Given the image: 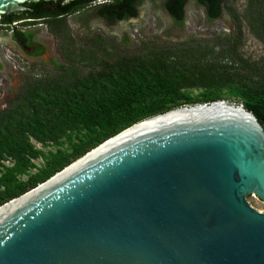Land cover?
<instances>
[{
  "label": "water",
  "instance_id": "1",
  "mask_svg": "<svg viewBox=\"0 0 264 264\" xmlns=\"http://www.w3.org/2000/svg\"><path fill=\"white\" fill-rule=\"evenodd\" d=\"M250 195L264 201V127L241 102L183 104L2 203L0 264H264Z\"/></svg>",
  "mask_w": 264,
  "mask_h": 264
},
{
  "label": "trees",
  "instance_id": "2",
  "mask_svg": "<svg viewBox=\"0 0 264 264\" xmlns=\"http://www.w3.org/2000/svg\"><path fill=\"white\" fill-rule=\"evenodd\" d=\"M139 1L30 0L25 4L30 8L27 15L46 17L51 32L69 44L68 14L92 5L111 21L125 19L136 15ZM188 1L162 0L178 24L183 22ZM193 1L210 20L227 8L232 31L170 45L146 44L131 51L105 46L102 36L95 34L98 51L86 52L82 46L79 57L64 56L66 74L33 80L0 111V205L133 123L183 104L219 99L241 102L264 127V0H245L240 15L228 0ZM244 27L263 47V54L253 60L236 54ZM193 89L199 90L193 93Z\"/></svg>",
  "mask_w": 264,
  "mask_h": 264
},
{
  "label": "rangeland",
  "instance_id": "3",
  "mask_svg": "<svg viewBox=\"0 0 264 264\" xmlns=\"http://www.w3.org/2000/svg\"><path fill=\"white\" fill-rule=\"evenodd\" d=\"M244 3L245 0H228V5L234 9L237 15L242 13ZM138 8V18L126 20L122 23L109 24L98 18L95 11L96 8L92 5L84 7L80 10L79 14L73 13L66 16L68 33L72 37L74 47L85 46L84 41L92 38L93 33H100L105 40V46L107 44L109 46L114 44L119 49H125L127 47L131 51L139 48L138 46L141 44L144 46H147L146 44L151 45L152 43L157 45H170L171 43L187 41V38H211L216 35L228 34L233 28L232 16L227 8L223 9L218 18L210 20L204 8L197 5L194 1L187 2L185 15L181 24L174 22L173 18L164 8L162 0H140L138 2ZM38 29L42 31L40 33L42 38L47 39L48 43L50 42L54 47L55 38L49 33L44 32L46 27L42 25L38 26ZM89 49L95 51V43L92 46L90 45ZM101 51L98 52L99 55L102 54ZM236 54L250 60L256 59L263 54L261 42L246 27L243 29L242 45L236 50ZM21 58L23 57L18 56L19 62L22 61ZM26 60L28 61L29 59ZM62 62L60 63V68L64 70L67 64L64 61ZM29 64L25 63L23 65L28 67ZM55 69L50 63L38 62L34 64L31 71L33 74H44L49 77L50 73L56 71ZM83 70H86V67ZM0 82L3 85L2 94L0 95L1 110L17 99L19 94L16 93L15 86L22 87L23 81L20 80L16 83L11 79V81L7 80L3 82L0 80ZM198 90L193 89L192 92L196 93ZM37 146L40 147L39 144ZM45 149H48V147ZM36 162H39V160ZM247 200L257 210H264V201L256 196L250 195L247 197Z\"/></svg>",
  "mask_w": 264,
  "mask_h": 264
},
{
  "label": "flooded vegetation",
  "instance_id": "4",
  "mask_svg": "<svg viewBox=\"0 0 264 264\" xmlns=\"http://www.w3.org/2000/svg\"><path fill=\"white\" fill-rule=\"evenodd\" d=\"M54 1L55 0H53V3ZM57 1L61 3H66L70 0H57ZM46 4L49 5L50 2ZM24 5L29 8L28 4H24ZM185 10H186V5L184 7V15H185ZM26 11H27L26 9L19 10L0 16V80L5 82L7 80L11 81L12 79L16 83L22 80L23 81L22 87L19 88V86H15V89L17 90L16 93L19 95L26 89L28 84L33 80L43 79V78L50 79V77L52 76H60L62 74H66V72H64V70L60 68V63H63L62 61H64V63L66 62V64L68 63V61L64 58V56L72 55L79 57L78 53L82 52L79 49L80 47H74L73 41L69 42L68 44L66 41L60 40L53 32H51L46 17L29 16L27 15ZM79 12L80 10H77L70 14L73 13L79 14ZM138 12H139V8L137 4L136 15L127 17L125 19H118L111 21L108 18L99 15L97 12L96 15L98 18L110 24V23H122L125 22L126 20L138 18ZM42 25L46 27L44 32L49 33L52 37L55 38L54 47L51 45L50 42L48 43L47 39H43L42 36L40 35L42 31L41 29H38V26H42ZM95 34L100 35V33H93V35L91 36L92 38H90L87 41H84L85 43L84 47L86 49V52L89 51L90 45L91 44L93 45V41H94L93 38L95 37ZM171 44H176V43H171ZM153 45H157V44H153ZM142 46L143 45L141 44L138 47L141 48ZM139 48L135 50H138ZM18 56L23 57L21 58L22 59L21 62H19ZM26 59L29 60L27 61ZM103 59L108 61L116 60L115 57H106ZM69 61H70L69 63L71 62L75 63L74 60H69ZM38 62L50 63L52 67L56 68L55 69L56 71L50 73L49 77L44 74L43 75L33 74L31 70L34 67V64ZM25 63H30V64L28 65V67H26L23 65ZM82 74H83L82 72H79L77 75H82ZM2 86H3L2 82H0V95L2 94ZM17 87L19 88V91Z\"/></svg>",
  "mask_w": 264,
  "mask_h": 264
}]
</instances>
